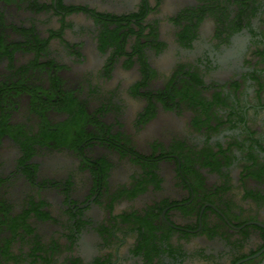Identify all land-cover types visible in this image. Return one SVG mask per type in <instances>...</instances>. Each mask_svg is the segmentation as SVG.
<instances>
[{"label": "flooded vegetation", "instance_id": "obj_1", "mask_svg": "<svg viewBox=\"0 0 264 264\" xmlns=\"http://www.w3.org/2000/svg\"><path fill=\"white\" fill-rule=\"evenodd\" d=\"M0 264H264V0H0Z\"/></svg>", "mask_w": 264, "mask_h": 264}]
</instances>
